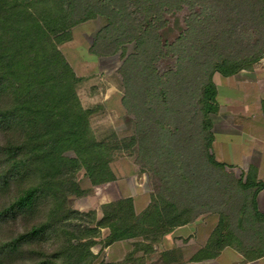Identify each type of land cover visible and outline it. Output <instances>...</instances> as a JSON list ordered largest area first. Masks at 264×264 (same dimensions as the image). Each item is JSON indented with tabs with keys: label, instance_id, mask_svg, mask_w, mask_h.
I'll return each instance as SVG.
<instances>
[{
	"label": "trees",
	"instance_id": "1",
	"mask_svg": "<svg viewBox=\"0 0 264 264\" xmlns=\"http://www.w3.org/2000/svg\"><path fill=\"white\" fill-rule=\"evenodd\" d=\"M129 1L0 0V264H94L91 248L102 229L109 231L107 246L141 237L135 246L151 252L202 214L192 212L194 202L213 207L219 219L190 262L215 259L225 248L247 261L264 257V214L256 205L264 185L254 168L238 180L224 171L231 167L212 153L211 120L219 110L214 74L251 70L264 57V0H204L208 10L201 17L192 12L183 20L184 31L164 45L176 67L165 79L150 70L159 48L156 33L129 39L133 52L122 50L118 72L122 106L135 120V133L116 141L136 147L137 164L153 173L160 187L141 214L127 198L102 205L92 229L73 223L89 213L65 206L77 192L72 176L84 170L93 186L112 181V150L94 137L90 110L81 106L74 88L80 79L58 45L71 40L75 26L100 17L105 26L90 53L116 54L113 28L121 13L130 17ZM262 108L264 113V102ZM223 206L237 211L238 231L251 234L247 244L220 211ZM18 221L28 223L15 229ZM65 227L77 235L52 251L33 247Z\"/></svg>",
	"mask_w": 264,
	"mask_h": 264
},
{
	"label": "rangeland",
	"instance_id": "2",
	"mask_svg": "<svg viewBox=\"0 0 264 264\" xmlns=\"http://www.w3.org/2000/svg\"><path fill=\"white\" fill-rule=\"evenodd\" d=\"M203 1L130 0L128 3L130 17L126 18L121 13L117 25L113 28L119 38L117 44L119 50L109 57H100L90 53L97 34L105 26V20L100 17L75 26L71 31V40L58 45V50L80 79L74 88L81 106L90 110L89 123L94 137L98 141H106L108 148L112 150V159L109 163V169L114 177L112 181L93 186L84 170L72 176L73 182L77 185V192L68 196L65 206L67 209L89 213L88 216L84 215L80 221L73 222L80 225V228L92 229L102 217V205L130 198L131 195L143 196L135 205L136 211L141 214L150 204L151 195L156 194L159 189L160 182L157 177L147 168L143 169L137 164L136 147L130 146L129 141H116V139L118 141L130 139L135 133V120L125 111L121 102L124 89L118 72L122 62L120 54L125 48L128 52H133L134 44L130 43L129 39L136 34L145 31L156 33L159 48L156 57L150 61V70L156 77L165 79L169 73L175 71L176 67L175 58L165 53L164 45L171 43L184 31L183 20L192 12L197 17H201L208 10ZM252 41L254 42L255 38ZM211 120L214 134L217 128V125L216 128L214 125L215 115L211 116ZM224 171L232 174L237 180L242 177V173H245L243 170L232 168H226ZM191 204L196 205L192 206L194 214L198 212L202 214L197 215L198 217L190 223L193 225V241L181 240V243L187 242L182 243V253L177 252L169 257L163 252L157 253L156 250L151 252L142 248L139 250L134 243L142 240L141 237L115 242L107 246L105 238L109 231L102 229L99 234H96L95 244L91 248L96 256L94 264H167L168 260L179 259L183 255L191 259L198 249L205 245L219 219V215L212 212L213 207H200L196 202ZM220 211L228 215L231 228L238 234L239 240L247 244L251 239V234L238 231L237 211L232 206L220 207ZM27 223L18 221L12 226L20 229ZM61 233L49 234L42 242L34 243L33 247L52 251L59 244L77 235L76 230L68 227L61 228ZM156 245L157 243L154 247Z\"/></svg>",
	"mask_w": 264,
	"mask_h": 264
},
{
	"label": "crops",
	"instance_id": "3",
	"mask_svg": "<svg viewBox=\"0 0 264 264\" xmlns=\"http://www.w3.org/2000/svg\"><path fill=\"white\" fill-rule=\"evenodd\" d=\"M213 82L219 110L215 115L217 128L212 153L216 161L232 169L246 172L250 167L254 168L257 181L264 185V57L251 70H242L230 77L216 73ZM129 197L133 198L138 214L135 205L143 196ZM256 205L264 214V188L256 196ZM193 233V225L178 227L166 235L154 250L157 253H182V243L187 242L181 243V240L193 241ZM181 260L179 264H264V257L247 261L232 248H225L215 259L190 262V258L183 255Z\"/></svg>",
	"mask_w": 264,
	"mask_h": 264
}]
</instances>
